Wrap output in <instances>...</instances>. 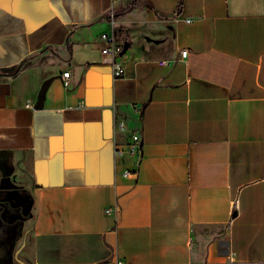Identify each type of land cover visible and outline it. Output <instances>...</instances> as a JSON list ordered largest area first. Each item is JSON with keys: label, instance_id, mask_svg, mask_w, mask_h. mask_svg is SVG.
<instances>
[{"label": "crops", "instance_id": "crops-1", "mask_svg": "<svg viewBox=\"0 0 264 264\" xmlns=\"http://www.w3.org/2000/svg\"><path fill=\"white\" fill-rule=\"evenodd\" d=\"M115 254L264 264V0H0V264Z\"/></svg>", "mask_w": 264, "mask_h": 264}, {"label": "built area", "instance_id": "built-area-1", "mask_svg": "<svg viewBox=\"0 0 264 264\" xmlns=\"http://www.w3.org/2000/svg\"><path fill=\"white\" fill-rule=\"evenodd\" d=\"M108 20L113 25L115 22V12L114 10H110L108 14ZM187 20H190L187 18ZM98 39L102 42V48L101 52L104 55L105 62L109 63L112 72L115 78L120 77L124 73V67L120 63V61L117 60V56L120 52V45L115 37L113 30H103L100 32ZM187 54V49L181 50V55L185 56ZM69 74L68 71L63 72V76L67 77ZM67 83V82H65ZM138 107L135 106L134 109H137ZM118 129H124L126 124L125 122H117L116 123ZM141 151V139L140 135L137 132L131 133V139L126 144H115L114 146V153L115 155H121L125 153H129L131 155L139 154ZM128 172H123L124 175H126ZM115 208L107 207L105 209L106 212H111ZM101 264H125V261L123 258L119 257L118 255H112L110 258L103 260Z\"/></svg>", "mask_w": 264, "mask_h": 264}, {"label": "water", "instance_id": "water-1", "mask_svg": "<svg viewBox=\"0 0 264 264\" xmlns=\"http://www.w3.org/2000/svg\"><path fill=\"white\" fill-rule=\"evenodd\" d=\"M126 48H127V44L124 45V47H123L121 52H123ZM40 104H41V101H39V103L37 105L40 106Z\"/></svg>", "mask_w": 264, "mask_h": 264}, {"label": "trees", "instance_id": "trees-1", "mask_svg": "<svg viewBox=\"0 0 264 264\" xmlns=\"http://www.w3.org/2000/svg\"><path fill=\"white\" fill-rule=\"evenodd\" d=\"M132 4H133V3H130L129 5H127L125 9H129V8L131 7ZM123 47H124V45L121 46V49H122Z\"/></svg>", "mask_w": 264, "mask_h": 264}]
</instances>
